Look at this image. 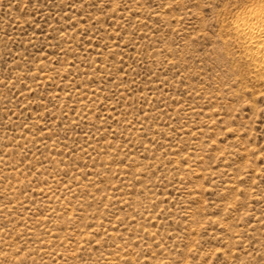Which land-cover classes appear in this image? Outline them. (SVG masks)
Wrapping results in <instances>:
<instances>
[{
    "label": "rangeland",
    "instance_id": "1",
    "mask_svg": "<svg viewBox=\"0 0 264 264\" xmlns=\"http://www.w3.org/2000/svg\"><path fill=\"white\" fill-rule=\"evenodd\" d=\"M203 3L0 0V264H258L264 86Z\"/></svg>",
    "mask_w": 264,
    "mask_h": 264
},
{
    "label": "bare ground",
    "instance_id": "2",
    "mask_svg": "<svg viewBox=\"0 0 264 264\" xmlns=\"http://www.w3.org/2000/svg\"><path fill=\"white\" fill-rule=\"evenodd\" d=\"M258 13V7L252 8L251 11L239 12L232 21V28L240 41L242 53L252 66L251 68L254 69L257 76L264 77V67H262L264 65V47H262L264 38H262L259 28L253 27V22L258 21Z\"/></svg>",
    "mask_w": 264,
    "mask_h": 264
},
{
    "label": "snow or ice",
    "instance_id": "3",
    "mask_svg": "<svg viewBox=\"0 0 264 264\" xmlns=\"http://www.w3.org/2000/svg\"><path fill=\"white\" fill-rule=\"evenodd\" d=\"M174 3L178 6L179 0H174ZM254 7L259 8V13L258 21L253 22V27H258L262 37H264V0H216L215 3L204 0V3L202 4V8L205 10L210 11L212 9H217L222 12H231L233 15L243 10L251 11ZM213 35H215V31H213ZM262 86H264V77H262ZM260 96L264 97V92L260 93ZM259 111L264 114V101H261ZM258 118L264 119V115H261ZM258 264H264V256L258 261Z\"/></svg>",
    "mask_w": 264,
    "mask_h": 264
},
{
    "label": "clouds",
    "instance_id": "4",
    "mask_svg": "<svg viewBox=\"0 0 264 264\" xmlns=\"http://www.w3.org/2000/svg\"><path fill=\"white\" fill-rule=\"evenodd\" d=\"M262 38H264V37H262ZM262 47H264V44H262ZM262 67H264V65H262Z\"/></svg>",
    "mask_w": 264,
    "mask_h": 264
}]
</instances>
